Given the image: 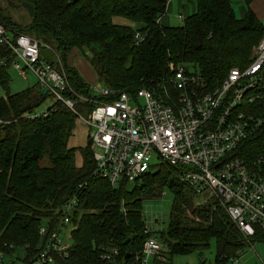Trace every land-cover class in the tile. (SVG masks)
<instances>
[{
	"label": "trees",
	"instance_id": "trees-1",
	"mask_svg": "<svg viewBox=\"0 0 264 264\" xmlns=\"http://www.w3.org/2000/svg\"><path fill=\"white\" fill-rule=\"evenodd\" d=\"M29 2L35 9L26 25L9 13L0 0V21L40 42H56L68 83L78 93L88 94L89 83L71 64L80 52L103 87L135 91L159 83L169 92L170 64L195 68L208 88L218 85L232 67L244 68L264 35V24L251 10L253 0H242L243 17H237L230 0H189L195 10L179 25H163L168 0H13ZM184 1V0H182ZM5 3V5L3 4ZM116 17L133 25L115 21ZM180 17V15H179ZM145 34L135 44V32ZM12 53L0 44V252L20 250L30 259L40 250L42 225L58 226L63 204L76 197L70 213L71 246L56 264H131L141 252L149 231L142 213L143 201L168 188L172 194L165 230L157 237L168 249L167 264L174 255L204 250L215 241V264H227L248 244L264 243V230L254 225V234L244 236L214 197L193 204L185 190L197 195L179 178L178 167L166 162L152 166L140 183L120 182L113 187L94 173L89 140L68 146L75 115L55 102L33 118L47 98L39 85L11 93ZM57 65L56 61H49ZM262 118L260 129L238 145L236 155L246 163L264 156V98L255 105ZM46 156L49 166H41ZM117 249L113 261L101 254ZM20 255V254H19ZM18 255V257H19Z\"/></svg>",
	"mask_w": 264,
	"mask_h": 264
},
{
	"label": "built area",
	"instance_id": "built-area-1",
	"mask_svg": "<svg viewBox=\"0 0 264 264\" xmlns=\"http://www.w3.org/2000/svg\"><path fill=\"white\" fill-rule=\"evenodd\" d=\"M144 37L135 32V44ZM0 44L10 48L11 67L22 79L34 75L39 88L53 98L52 104H64L76 124L89 127L95 175L113 187L140 183L142 175L157 165L151 163L155 153L162 162L178 167L180 180L197 195L214 197L244 236L254 234V225L264 230V156L248 164L236 155L240 142L263 123L255 105L264 98V35L251 62L230 68L213 88L206 86L197 69L170 64L171 92L157 83L135 91L103 87L97 94L89 85L88 94L78 93L70 87L58 57L55 66L40 56L35 38L0 21ZM77 203L72 197L63 204L53 230L39 228L43 243L34 257L26 259L20 250L22 255L16 250L0 252V264H56L57 257H66L71 242L60 237V230L69 224ZM167 251L157 235H149L131 264H167ZM115 255L117 249L111 248L101 257L113 261ZM238 262L239 256L229 258L230 264Z\"/></svg>",
	"mask_w": 264,
	"mask_h": 264
},
{
	"label": "rangeland",
	"instance_id": "rangeland-1",
	"mask_svg": "<svg viewBox=\"0 0 264 264\" xmlns=\"http://www.w3.org/2000/svg\"><path fill=\"white\" fill-rule=\"evenodd\" d=\"M233 6L235 8L237 16H239V7H241V3L239 0H232ZM5 5V3H3ZM8 11L10 15L20 24L26 25L30 22V16L27 10L24 7L13 8L8 7ZM178 9H175L172 14H170L171 25H179L182 23V18H177ZM115 21L121 22L124 24L133 25L128 20L116 17ZM18 32V31H16ZM22 33V32H18ZM60 53L57 50L56 42L53 39L47 40L45 44H42L40 47V56L47 60V61H55L56 54ZM75 57L72 58L71 64L75 66L78 70L81 77L89 84L91 87V92L97 94L100 89L103 88V84L99 81L94 73L93 69L89 65L88 61L82 57L80 52L73 53ZM10 74V84L9 89L11 93L18 92L24 90L28 86L34 85L37 83L36 77L32 74H28L27 79H22L18 73L12 68H9ZM5 94L4 90L0 87V96ZM50 96V95H49ZM53 102V98H47L40 106L36 108V113H42L46 110L48 106H50ZM88 131L89 127L84 124H76L72 130V133L68 139V146L69 147H76L77 151L75 152V158L77 162H81V156L79 153L78 148L83 147L88 142ZM161 160L157 157L154 153L151 156V163L157 164L160 163ZM41 166H49V161L46 156H44L40 161ZM185 195L187 198L190 199L191 203H201L208 199V193H203L201 195H195L189 192L188 189L185 190ZM173 194L168 188H164L161 193L152 195L146 198L143 201L142 205V213L145 218L147 229L152 232H156L159 235V231L165 230L168 223L170 206L172 203ZM70 229L71 225L66 224L61 226L60 230V237L67 240H70ZM256 252L264 256V243L263 242H255L253 244ZM245 252L246 253H254L253 248L251 245H248L241 251V262H245ZM20 255L22 253L18 251ZM15 257L18 256L16 253ZM214 256H215V241L211 239L209 247L204 250H196L187 255H174L172 257L171 264H215L214 263ZM240 262V263H241ZM152 263V259L150 260ZM259 263V262H258ZM227 264H230L229 262Z\"/></svg>",
	"mask_w": 264,
	"mask_h": 264
},
{
	"label": "crops",
	"instance_id": "crops-1",
	"mask_svg": "<svg viewBox=\"0 0 264 264\" xmlns=\"http://www.w3.org/2000/svg\"><path fill=\"white\" fill-rule=\"evenodd\" d=\"M230 2L233 6L232 0H230ZM239 2L241 3V7H239V13L240 14H239V16H237V14H236V16L237 17H243L244 6L242 3V0H239ZM249 7L251 8L252 11L255 12L257 17L264 24V0H253L250 2ZM233 8H234V6H233ZM175 9H178V11H179L177 18H182L183 15L187 16V15L191 14L195 10V7H194V3L192 1H189V0H184V1H182V0H168L166 11H165L164 15L161 16L160 23L163 25H171V20H170L171 18L169 15L172 14ZM234 10H235V8H234ZM235 13H236V11H235ZM179 15H180V17H179ZM253 244L251 243L248 245H251L254 253H252V252L246 253L245 252V257H246L245 262H241L242 254H239L238 255L239 256L238 264H264V256H262L261 254H258L256 252Z\"/></svg>",
	"mask_w": 264,
	"mask_h": 264
},
{
	"label": "water",
	"instance_id": "water-1",
	"mask_svg": "<svg viewBox=\"0 0 264 264\" xmlns=\"http://www.w3.org/2000/svg\"><path fill=\"white\" fill-rule=\"evenodd\" d=\"M5 1L9 7H13V8L24 7L27 10L29 16L33 17L35 9L29 2L22 1L20 3H15L13 0H5ZM71 1H74V0H71Z\"/></svg>",
	"mask_w": 264,
	"mask_h": 264
}]
</instances>
